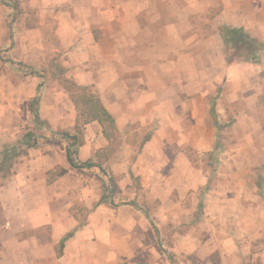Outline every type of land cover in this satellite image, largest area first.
Here are the masks:
<instances>
[{"label":"crops","instance_id":"obj_1","mask_svg":"<svg viewBox=\"0 0 264 264\" xmlns=\"http://www.w3.org/2000/svg\"><path fill=\"white\" fill-rule=\"evenodd\" d=\"M0 3V149L33 134L31 128L40 126L39 114L45 113V102L32 100L38 78L22 69L32 74L44 69L54 76L50 79H66L79 88H89L122 133L129 124L140 121L139 103L133 108L130 102L158 99L137 98L132 86L146 84L149 69L179 68L180 54L187 68H195L197 58L204 55V66L210 69L224 68L228 73L255 69L251 74L254 86H240L234 94L219 89L216 108L221 116L232 115L242 132H257L263 145L264 124L256 103L264 94L258 78L261 73L264 81V0H25L16 3V8L21 7L18 11L2 0ZM11 12L18 17L10 23ZM223 28L242 29L258 40L263 45L258 61L228 62ZM56 56L63 70L59 73L54 69ZM228 81L233 82L225 81L226 88L231 85ZM38 103L39 114L33 108ZM144 107L146 110L147 103ZM165 111H157L162 120L134 161L125 154L115 159L121 142L109 145L97 122L86 124L84 143L74 159L83 164L78 170L87 179L70 187L59 185L76 174V162L72 160L71 167L67 161L73 145L66 151L40 147L39 143L34 148L22 146L25 154L0 185V264H123L131 259L132 250L143 244L149 219L136 204L116 208L105 199L101 202L99 182L105 179L101 170L111 162L132 166L123 169L148 181L144 186L150 190L141 199L148 203L154 193V200H159L154 225L160 236L169 229L179 230L191 216L194 229L199 226L220 233L221 264H264V178L260 184L255 179L256 172L264 170V145H257L256 137L249 144L238 140L234 148L231 145L230 155L220 159L218 184L202 193L208 178L199 170L191 174L185 150L221 153L214 145L215 130L196 119L183 139L173 121H166L170 113ZM148 115L154 117L155 112L148 110ZM64 116L55 130L67 128L66 110ZM106 147L109 152L103 156ZM87 162L94 165L87 167ZM56 170L63 172L55 181H48ZM196 192L202 205L198 216ZM187 196L188 204L184 201ZM78 204L87 211L83 222L74 215L81 208ZM196 230L187 236L188 255L195 254Z\"/></svg>","mask_w":264,"mask_h":264},{"label":"rangeland","instance_id":"obj_2","mask_svg":"<svg viewBox=\"0 0 264 264\" xmlns=\"http://www.w3.org/2000/svg\"><path fill=\"white\" fill-rule=\"evenodd\" d=\"M18 1L20 2L25 0H2L3 3H7L15 8L17 7L16 3ZM18 8L21 7L18 6ZM18 8H16V11L19 10ZM17 17L18 14L16 13H9V22L11 23L13 20H17ZM51 44L53 45V48L56 47L53 39L51 40ZM48 49L51 50V46H49ZM57 55L60 56V54ZM196 55L201 56L202 54L197 53ZM48 56L49 54L46 58H48ZM59 56L54 57V60H56V62H54L55 64H58ZM201 57L202 58L199 59L197 58L195 68H187L184 67V65L187 64V61H184L182 54H180L179 64L181 66L179 68H164L163 70L149 69L150 74H148V82L146 84L141 83L140 85L132 86V92L137 98L141 96L142 99L147 96L149 98L157 97L158 99H155L156 101L148 100L146 102H142L136 100L130 102L133 108L137 103H139L140 111H142L140 112V121L134 124H129L124 132L118 134V138L116 139L114 145H117L120 142L121 144L116 150V156H113H115V159L118 160V155L121 156L125 154V156L132 158L133 161L135 160L137 152L147 140L148 135L155 128V126H157V122L162 120V117L160 116L161 114L157 112L159 109L167 110L165 111L167 112L166 114L170 113L169 116L165 117L166 121L169 124L173 121L183 135V137L181 135V138L183 139H186L188 132L191 129V123H195L196 119L200 122L204 121L209 127L215 130L214 145L221 148V153H197L193 149L189 148L185 150L187 158L191 164V168H193L191 174L195 175L196 170H199L202 171V173L208 178L204 189H201L200 191L203 193L204 191H207V188H212L213 185L216 186L218 184L216 172H219V164L221 163L220 159L227 158V156L230 155L231 145H233L234 148V145L238 140H243V142L245 140L248 142L247 144L255 142L256 140L253 137H256L258 133L256 132V134H252V132H249V134H247L242 132L241 126H236V119L232 115L226 117L221 116L217 113L216 108V99L219 89L227 91L228 94H234L240 86L244 85V89H246V86L248 89L252 88L254 85L251 84V80L253 79L251 74L255 73V69L251 71L249 69L239 68L233 73H228L224 68L210 69L205 67L204 64L207 61H205L204 55ZM200 60H203V62ZM21 71H24L33 78H38L35 83L36 94L32 100H38L41 104L45 102V108L43 109L45 110V113L43 114H39V110H41L40 103L34 105L33 107L38 112L41 120L40 126L37 125L31 128L36 142L39 143L40 147H51L66 151L68 146L72 143V141L67 137L70 138L74 136L76 137V144L71 146L73 152L71 158L75 161L74 158H76L75 153L77 148L84 143L86 127L84 125V120L79 117V111L75 108L72 102V92L70 91L69 86H65L61 80L55 81L50 79V77L54 78V76L50 75L49 72L47 73L44 69H38V71L33 72V74L25 68ZM257 74H259L258 70ZM261 76L262 74L260 73L258 78H260L261 85H263L264 89V81ZM133 79L135 80V78ZM230 79H232L233 82L228 81L227 84L231 85L226 88L225 81L227 82V80ZM172 80H178V83L173 84ZM166 81L167 83H165ZM223 84L224 86H222ZM71 90L73 89L71 88ZM79 94L81 93L79 92ZM90 94H93L94 96L95 93L92 92ZM86 95H89V93L87 92ZM144 103H147L146 110L144 109ZM256 104L257 108L262 113L261 119L264 124V94L263 97H260L259 103ZM155 109L158 110L156 111ZM172 109H174V112H172ZM65 110L68 113L67 124L65 125L67 128L62 131L55 130L54 128L57 124H59V121H63V118L65 117ZM148 110L155 112V116L152 117L151 115H148ZM193 112L196 118L193 117ZM144 114L146 117H144ZM29 116L32 119V114H29ZM91 136H93V133H91ZM256 139L258 140L256 142L257 145H264V142L263 145L259 142L260 139L258 137H256ZM2 151L3 149H0V152ZM25 152L26 149H17L16 151L8 149V157L11 156V154L20 155L17 157L14 155L6 164H0L1 186L4 185L9 175L13 173L14 166L19 163L20 157H22ZM108 152V149H104L101 155L105 156ZM80 164L76 162L75 165L77 166L74 167L76 174H73L70 177L68 176L69 180L63 182L59 185V187L64 188L70 187V185L74 186L78 182L85 181V178L87 179L84 172L79 171L83 168L79 167ZM144 164H146V161H144ZM10 165L11 167H9ZM125 167L130 168L132 166H115L112 162L106 164L104 169L101 170L105 179H101L99 182L100 193L102 195L101 202L105 199L106 204L109 205V203H111V205L116 208L136 204L143 210V213L149 219V227L146 231H144L143 244L141 246L136 245V248L132 250L133 257L123 262V264H221V237H218V234L220 233H216V235L212 230L204 229V227L197 226L195 228L197 229L195 238L193 239L196 247L195 254L188 255L191 248L189 250L187 236L189 235V232L192 231L193 233L195 230V225L191 224L193 223V221L191 222V216L188 223L181 224L179 230L169 229L168 234L163 235V237L160 236V231L154 225L156 222L154 214L155 210L160 205L159 200H154V193L150 198L148 196V203L145 202V199H141V196L144 197L145 195H148L150 190L144 186V184L148 181H143L140 177H135L132 172L130 175L127 174V172H125L126 169H123ZM62 172L63 171L61 170L52 172L49 174V179L47 180L51 182L55 181L57 177L62 174ZM199 173L200 172L197 174L199 175ZM256 173L258 174L255 178L256 184H260L263 182L262 179L264 178V170L259 169ZM198 177H201V174ZM262 187L263 186H261V188ZM196 198L197 200L195 204H197L199 200L196 211L198 216L202 208L200 203L201 195H198L197 193ZM189 200L190 198H188V196L184 198L186 204H188ZM76 210L79 211L75 212L74 215L83 222L87 215V211L83 209V206H81V208H76ZM212 248L215 251L212 252Z\"/></svg>","mask_w":264,"mask_h":264},{"label":"trees","instance_id":"obj_3","mask_svg":"<svg viewBox=\"0 0 264 264\" xmlns=\"http://www.w3.org/2000/svg\"><path fill=\"white\" fill-rule=\"evenodd\" d=\"M221 37L228 51V53H226L228 62H232L234 60H242L245 62L247 61L255 63L258 61V55L262 51L263 45L258 40L251 38L242 29L223 28L221 30ZM54 69H56L58 73L62 70L59 64H55ZM63 84H65V86H69V89L72 92V102L75 108L79 111V117L84 120V125L92 122H97L102 127L104 138L108 141L109 145L114 146L119 132L116 130L114 118L101 104L99 97L96 94H94V96L93 94H90L92 92H90L91 90L89 88H79L66 79L63 80ZM71 88L73 90H71ZM79 92L81 94H79ZM87 92L89 93V95H86ZM33 115L35 123L38 124L39 119L37 116V112ZM67 138L72 141L70 145L76 144V137L73 136ZM36 145L37 142L33 134L27 133L15 145H9L3 148V151L0 152V164H6L11 160L12 156L16 155L15 157H17L20 155L11 154V156L8 157V149H11V151H16L17 149L24 150L25 148H34L36 147ZM22 146H25V148H22ZM105 149L107 150L108 147H106ZM67 161L71 167H74L71 153L69 152H67ZM92 165L94 164H85V166L87 167H91ZM9 167H11V165ZM70 235L71 234H69V236Z\"/></svg>","mask_w":264,"mask_h":264}]
</instances>
